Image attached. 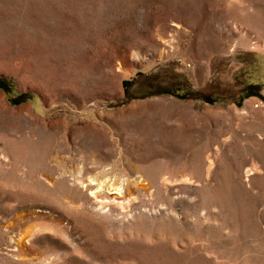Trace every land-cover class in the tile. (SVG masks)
Instances as JSON below:
<instances>
[{
  "label": "rangeland",
  "instance_id": "rangeland-1",
  "mask_svg": "<svg viewBox=\"0 0 264 264\" xmlns=\"http://www.w3.org/2000/svg\"><path fill=\"white\" fill-rule=\"evenodd\" d=\"M0 264H264V0H0Z\"/></svg>",
  "mask_w": 264,
  "mask_h": 264
},
{
  "label": "bare ground",
  "instance_id": "bare-ground-1",
  "mask_svg": "<svg viewBox=\"0 0 264 264\" xmlns=\"http://www.w3.org/2000/svg\"><path fill=\"white\" fill-rule=\"evenodd\" d=\"M91 184V183H90ZM100 184H102V183H100ZM99 184V185H100ZM137 185H139V186H142V187H144V185L143 184H137ZM90 187H93V186H91L90 185ZM95 187V186H94ZM98 187V186H97ZM96 188V187H95ZM145 188H146V186H145ZM102 192V191H101ZM131 195V193H127V191L125 192V193H122V195L120 194H115V195H113L111 198L113 199V200H115V199H118V198H124V199H126V198H128V196H130ZM96 197H98V198H100V196H99V194L98 193H96ZM130 199V198H129ZM136 199V198H135ZM134 199V200H135ZM104 202H102V203H100V206L99 207H104Z\"/></svg>",
  "mask_w": 264,
  "mask_h": 264
}]
</instances>
